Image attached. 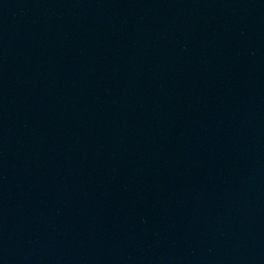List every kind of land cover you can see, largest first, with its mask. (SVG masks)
Masks as SVG:
<instances>
[{
    "label": "water",
    "instance_id": "95a60500",
    "mask_svg": "<svg viewBox=\"0 0 264 264\" xmlns=\"http://www.w3.org/2000/svg\"><path fill=\"white\" fill-rule=\"evenodd\" d=\"M0 264H264V0H0Z\"/></svg>",
    "mask_w": 264,
    "mask_h": 264
}]
</instances>
